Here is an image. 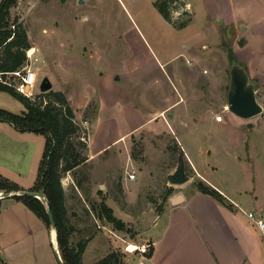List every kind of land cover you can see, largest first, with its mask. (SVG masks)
Returning a JSON list of instances; mask_svg holds the SVG:
<instances>
[{
    "label": "rangeland",
    "instance_id": "1",
    "mask_svg": "<svg viewBox=\"0 0 264 264\" xmlns=\"http://www.w3.org/2000/svg\"><path fill=\"white\" fill-rule=\"evenodd\" d=\"M156 1L17 0L10 10L9 23L15 18L23 25L39 59L35 92L43 78L51 84L37 92L41 98L34 103L48 102L63 111L50 93L62 94L77 126L69 141L86 157L77 168L61 171L59 179L71 245L85 246L81 264H94L111 252L122 256L126 242L149 243L147 232L168 199L192 188L197 180L178 139L193 161L212 167L205 176L221 188L264 189V14H256L254 0H163L168 22L154 7ZM223 11L229 21H239L238 29L229 22L219 33L223 24L217 18ZM227 47L237 64L252 68L249 81L262 111L250 119L233 115L232 125L222 129L210 122L220 115L227 123L231 114L226 111ZM97 78L103 91L92 83ZM97 98L110 103L111 112ZM167 104L172 107L157 114ZM0 109L24 111L3 92ZM44 141L42 135L16 132L0 122V176L29 191ZM180 153L189 181L172 186L167 176ZM127 173L135 180L128 181ZM168 188L172 193L165 201ZM101 204L123 230L107 221ZM20 205L25 207L10 197L1 201L3 245L12 234L26 236L32 223L43 227L44 241H28L35 249L9 264H58L44 224ZM11 220L16 224L9 234ZM136 258L123 264H137Z\"/></svg>",
    "mask_w": 264,
    "mask_h": 264
},
{
    "label": "crops",
    "instance_id": "2",
    "mask_svg": "<svg viewBox=\"0 0 264 264\" xmlns=\"http://www.w3.org/2000/svg\"><path fill=\"white\" fill-rule=\"evenodd\" d=\"M254 1L257 5L256 14L258 16L263 15L264 3L261 2L258 6V0ZM235 2L237 1L235 0ZM220 15L217 18V21L223 24L220 26V34H223L221 33L222 29L229 22L233 23L235 29H238L236 25L239 21L236 19L235 22L233 18L229 21L228 18L230 17L227 16V11H223ZM214 18H216L215 15ZM249 27H252L251 24ZM232 51L234 53V50ZM245 68L248 76L252 77V68L251 70ZM173 71L176 74V70L173 69ZM92 83H95V87L99 86V89H95L97 92L100 91L101 79L97 78ZM103 99L97 98L99 106L104 105L106 110L111 112L110 103ZM171 107L167 104V106L160 108L157 114ZM149 108L153 109L154 105L150 104ZM113 109L116 112L115 108ZM231 116L233 115H227V123L215 121L210 123L226 129L233 123ZM178 142L194 173L193 178L197 181H203L217 191L225 199V204L222 205L211 197L200 193L194 186L195 182L192 183V188L181 192L183 200L180 203L172 206L167 201L161 213L156 216L151 229L147 232L146 240L149 241L148 244L152 248V253L150 257L146 256L144 264H264V236L253 221L254 219L264 222V189L256 192L239 189L227 191L221 188L205 176L210 166L193 161L185 152L179 139ZM20 206L17 208H22L21 210L28 214L25 207ZM248 214H252L253 219H250ZM31 218L33 217L31 216ZM8 224L9 234H11L12 230H15L16 223L11 220ZM26 226L29 228L30 225ZM32 226L34 229L28 232L26 236H21L19 233L12 234L13 237L6 245H3L0 230V255L5 264H9L11 261H20L23 256H28V252L32 248L28 241L32 243L38 237L44 241L43 227L37 223H32ZM30 229H32L31 226ZM44 230L48 236L51 249L54 252L57 251V243L52 242L51 231L46 228ZM34 249L35 247L32 248V250ZM129 257L126 256L123 262L128 263ZM136 259L139 262V258Z\"/></svg>",
    "mask_w": 264,
    "mask_h": 264
},
{
    "label": "trees",
    "instance_id": "3",
    "mask_svg": "<svg viewBox=\"0 0 264 264\" xmlns=\"http://www.w3.org/2000/svg\"><path fill=\"white\" fill-rule=\"evenodd\" d=\"M17 0L0 1V77L8 81L10 85L0 82V92L9 94L18 100L24 111L13 114L0 109V122H5L20 133H33L45 138L44 148L37 168L35 184L29 189L31 192L42 191L47 199L56 232V243L63 264H81V255L84 252V244L79 243L76 247L71 245V227L66 219L64 207V196L60 186L61 171H71L86 161V157L69 141L77 132V126L73 123V113L61 93H50L52 98L58 102L63 111L53 107L51 103H45L42 107L40 102L34 103L26 97L18 94L14 85L17 80L11 76L12 73L21 69L25 63V51L30 48L25 28L16 23L14 18L10 20V10L15 7ZM154 7L166 21H170L167 11V2L157 0ZM14 25V29L10 28ZM184 27L181 25L179 28ZM227 57L230 63H236L237 59L233 51L227 47ZM41 98V95H38ZM195 188L202 194L214 199L224 205L225 199L214 189L201 180L194 183ZM22 191L16 184L5 180L0 176V192L12 193ZM172 189L166 190V197L171 196ZM10 198L22 203L49 229V221L44 205L35 198L13 195ZM0 199V210H1ZM101 209L108 222L112 223L118 230H123V224L112 217L111 210L101 204ZM150 248L147 257H150ZM0 264H4L0 256ZM94 264H123V257L111 252L102 257Z\"/></svg>",
    "mask_w": 264,
    "mask_h": 264
},
{
    "label": "water",
    "instance_id": "4",
    "mask_svg": "<svg viewBox=\"0 0 264 264\" xmlns=\"http://www.w3.org/2000/svg\"><path fill=\"white\" fill-rule=\"evenodd\" d=\"M51 88V84L47 78H43L39 84V92H45ZM227 109L229 113L240 119H250L259 115L262 107L258 104L255 96L254 85L249 81V76L245 68L237 63H231L229 69V86L227 91ZM169 184L172 186H179L189 180L185 174L183 154H178L177 165L175 170L168 176ZM13 195L26 196L38 199L45 207L51 230L55 232V224L53 217L48 210L47 199L42 191H18L12 193L0 192V199L8 198ZM183 200L182 194L177 193L168 199L170 205L174 206ZM50 230V231H51ZM58 264H63L58 254L54 252Z\"/></svg>",
    "mask_w": 264,
    "mask_h": 264
},
{
    "label": "built area",
    "instance_id": "5",
    "mask_svg": "<svg viewBox=\"0 0 264 264\" xmlns=\"http://www.w3.org/2000/svg\"><path fill=\"white\" fill-rule=\"evenodd\" d=\"M10 28L13 30L14 25H11ZM39 63V59L36 55V51L33 47H30L28 50L25 51V63L23 67L16 72L12 73L11 76L17 80V83L13 86L15 91L33 101L38 98L39 91L35 92V87L37 86V75H36V68L35 65ZM0 82L10 85L6 80H3L0 77ZM40 94V92H39ZM226 111L228 109L226 108ZM215 122H222V116L217 115L214 117ZM126 179L128 181L135 180L134 173H127ZM250 219H253L252 214H248ZM254 224L262 231L264 236V222L261 220H254ZM150 245L148 243H132L126 242L122 247V257L134 256L139 258L138 264H144V260L149 253Z\"/></svg>",
    "mask_w": 264,
    "mask_h": 264
},
{
    "label": "bare ground",
    "instance_id": "6",
    "mask_svg": "<svg viewBox=\"0 0 264 264\" xmlns=\"http://www.w3.org/2000/svg\"><path fill=\"white\" fill-rule=\"evenodd\" d=\"M51 236H52V239H53L52 242L55 243V236H56V234H55V232L53 230H51Z\"/></svg>",
    "mask_w": 264,
    "mask_h": 264
}]
</instances>
